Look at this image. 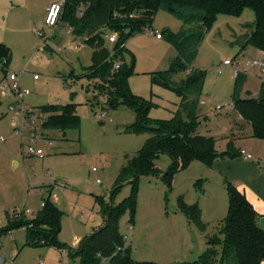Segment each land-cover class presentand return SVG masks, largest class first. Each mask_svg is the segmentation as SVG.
Wrapping results in <instances>:
<instances>
[{"label": "rangeland", "instance_id": "obj_1", "mask_svg": "<svg viewBox=\"0 0 264 264\" xmlns=\"http://www.w3.org/2000/svg\"><path fill=\"white\" fill-rule=\"evenodd\" d=\"M63 1L0 0V40L9 44L12 51L9 66L19 72L23 84L30 89L25 100L36 111V129L31 128L27 120L25 125L18 122L17 131L12 113L8 112L13 96L4 95L0 89V227L6 220L8 225L11 217L26 215L31 218L42 207L44 197L50 195L53 200L56 195L58 198L53 201L63 211L58 239L64 243L61 247L51 243L25 244L26 225L15 226L11 232L1 234L0 264H36L39 258L43 264H78L79 258L72 257L69 247L77 249L82 237L104 221L95 195H103L107 201L118 204L130 194L132 182L127 180L113 191V181L120 167L128 161L126 154L130 157L137 154L150 135L126 129V125L135 120V111L125 104L115 109L105 108L107 96L98 95L99 78L82 77L94 63V48L86 43V35L74 38L60 22L57 21L60 26L45 22L50 12L47 7ZM60 13L61 9L59 16ZM255 18L250 7L240 15L220 13L206 28L193 61L207 71L200 96L197 131L214 134L218 151L227 149L229 141H233L242 129L251 133V121L231 105L235 89L234 67L223 62L240 51L244 35L250 32L246 25L252 24ZM148 25L126 39L125 61L132 66L128 87L148 100L149 116L168 120L179 108L182 95L173 85L153 78L168 68L177 56L168 31L176 32L187 26L165 9H159ZM35 28L42 30L44 35L37 33ZM151 29L164 32V37L158 39ZM45 40L48 46H44ZM106 43L112 49L113 43L108 40ZM242 52L250 57L257 54V49L250 45ZM190 72L188 69L177 71L171 79L180 82L188 78ZM256 73L258 70H253V74ZM259 88L258 81L251 77L243 83L240 92L257 95ZM69 101L76 105L81 127H43L48 117L44 106ZM218 105L224 106L218 109ZM233 129L236 134H232ZM34 130L37 137L32 140ZM226 140L227 146L219 150ZM30 145L40 147L43 155L31 153ZM196 162L208 168L201 160ZM156 163L165 171L172 157L162 153ZM201 166L178 169L171 187L159 178L160 175H140L134 218L128 211L120 218V229L128 235L126 240L131 245L133 258L160 264L194 261L207 247L206 235L216 233L208 231L215 229L220 233L222 224L218 226L215 222L208 231H201L178 208L180 194L186 195L184 198L192 203L190 199L196 193L195 176L206 173L200 170ZM211 187L215 191L214 200H220L224 188L216 182ZM16 206H30L33 212L18 214ZM174 210H178L176 214Z\"/></svg>", "mask_w": 264, "mask_h": 264}, {"label": "trees", "instance_id": "obj_2", "mask_svg": "<svg viewBox=\"0 0 264 264\" xmlns=\"http://www.w3.org/2000/svg\"><path fill=\"white\" fill-rule=\"evenodd\" d=\"M83 6V12L78 10ZM246 7L255 12V21L247 24V33L240 51L247 46L264 50V0H64L58 23L73 26L72 34L86 35V43L94 48V63L82 77H97L98 95L106 94L107 109L118 108L125 104L136 113L133 122L126 129L137 132H149L137 154L123 164L115 177L113 191L127 180L133 183L130 194L118 204L107 201L103 195H95V203L104 217V223L86 234L80 240L77 249L69 247L72 257H78V264H160L152 260L133 258L130 243L120 229L121 215L128 211L134 218L139 190V177L143 173L160 175L169 187L178 169L198 159L206 164L221 155H234L237 150L230 140L227 149L215 148V137L197 131L200 96L207 71L193 64L198 54V45L205 30L220 13L240 15ZM159 9H165L181 18L185 24L176 32H169L177 50L168 68L156 73L154 81L170 84L182 95L179 108L168 120H159L149 116V102L128 87V75L132 71L125 61L126 39L137 31L148 28ZM46 20V19H45ZM46 22V21H45ZM58 25V24H57ZM60 26V25H58ZM129 30V32H127ZM118 32L112 49L106 43V32ZM164 34V32H163ZM109 41V40H108ZM45 45L48 46L47 40ZM239 51V52H240ZM238 52V53H239ZM237 53V54H238ZM12 51L8 44L0 41V58L7 57L11 62ZM119 59L121 65L114 68V61ZM191 70L188 78L175 82L173 73ZM246 73L235 77V89L232 103L240 114L251 121L250 132L254 136L264 137V82L260 84L257 95L241 94ZM89 89V88H88ZM48 117L43 121L45 128H79L81 118L73 101L63 104H47L43 108ZM232 134H235L234 131ZM172 157V163L162 171L156 163L160 154ZM228 211L222 223L219 237L217 233L207 234V247L194 261L173 264H262L264 260V230L258 221L259 212L246 196L245 192L230 180L227 181ZM44 204L31 218L11 217L6 226L0 227V235L15 226L26 225V242L34 246L51 243L61 247L58 234L62 228L63 211L48 195ZM178 208L185 212L191 221L201 230L206 231L208 224L203 219L198 202L189 203L183 194L178 196Z\"/></svg>", "mask_w": 264, "mask_h": 264}, {"label": "crops", "instance_id": "obj_3", "mask_svg": "<svg viewBox=\"0 0 264 264\" xmlns=\"http://www.w3.org/2000/svg\"><path fill=\"white\" fill-rule=\"evenodd\" d=\"M188 25L189 24H185V26H188ZM72 36L74 38L78 37V36L75 37L73 34ZM163 37H157V38L162 39ZM5 43L8 44L7 41H5ZM79 47L80 45L77 44L76 48H79ZM240 53L243 54L242 51H240L239 54ZM250 78L251 77H248L246 81H248ZM258 84L260 83L258 82ZM250 89H253V88H250ZM251 93H254V90ZM3 94L7 95L5 93ZM223 106L224 105H222L221 107H218V109H221ZM245 129H242L241 132L237 133L238 135H235V137L233 138L234 148L237 150V152L234 155H221V156L216 157L211 164L204 163L207 165L208 168L201 166L202 164L200 162H196L199 160H193L187 166H185V168H189L191 165H199L201 166L200 170L206 172L205 174L201 172L202 175L195 176V178H197L194 181V188H195L196 193L194 195L195 197H192L190 201L199 203L202 209L203 219L208 224L207 231L210 229V226L215 222L219 223L218 226H220L223 223L224 218L227 215V211H228L227 181L228 180H230L235 185H237L240 189H242L245 192L248 199L254 205V207L258 210L259 212L258 221H259L260 226L264 230V137L254 136L251 133H248ZM233 131L236 134L234 129ZM212 135L215 136L214 134ZM226 146H227V140L223 142L218 149L222 150ZM242 149H245L247 152H251L253 154V157L251 158L245 157L244 154L242 153ZM152 178L154 179V176H152ZM159 178L162 179L161 177ZM213 182L218 183L224 188L225 193H223L224 195L222 196L220 200H218L217 198L214 200L215 191L213 190V187H211ZM53 185L55 186V184ZM184 197L186 198V195H184ZM56 198L58 197L55 195L54 199ZM43 199L45 200V197ZM228 202H229V199H228ZM177 211L178 210H174V213L176 214ZM6 225H7V220L2 226H6ZM91 232L87 234H90ZM208 232L217 233L215 229H213L212 231L209 230ZM263 263H264V260H263Z\"/></svg>", "mask_w": 264, "mask_h": 264}, {"label": "built area", "instance_id": "obj_4", "mask_svg": "<svg viewBox=\"0 0 264 264\" xmlns=\"http://www.w3.org/2000/svg\"><path fill=\"white\" fill-rule=\"evenodd\" d=\"M62 2H53L48 8H50V12L46 18V23L48 25L53 26L57 24L59 19V12L61 9ZM83 12V6L78 10L79 15ZM35 31L40 35H44V32L38 28H35ZM67 31L72 33L73 26L68 25ZM151 33H154L157 37H163L164 34L161 31L151 29ZM109 42L113 43L118 38V32L110 31L107 34ZM257 49V48H256ZM224 64H231L234 67V78L238 76L239 73H246L248 77H254L260 84L264 82V50L257 49V54L254 56H245L243 54H236L231 58H227L223 62ZM10 63L7 57L0 58V89L3 93L13 96V99L8 104V112L12 113V121L15 123V128L19 131L18 122H22L25 125V122L28 120L31 124V128L36 129L34 125L36 120V111L33 107L28 106L27 101L25 100V96L30 92V89L25 86L20 78L19 72L10 68ZM121 65V61L116 59L114 61V68H119ZM253 70H258V73L253 74ZM35 77H38V74L35 73ZM233 105V103L231 104ZM222 106V105H221ZM218 105V107H221ZM37 137V133L32 131L31 139L34 140ZM30 151L33 154H37L42 156L43 150L39 147L36 148L34 145H30ZM242 153L245 157L251 158L253 154L251 152H247L245 149H242ZM96 167H93L95 169ZM97 181H100V178H97ZM44 199L42 204H44ZM16 213L18 214H28L32 213L33 210L30 206L25 207H17L15 208ZM13 229H10L11 232ZM2 235H0L1 238ZM128 235L125 234V238ZM1 246V242H0ZM0 258L2 259V255L0 254ZM36 264H43L42 259L39 258Z\"/></svg>", "mask_w": 264, "mask_h": 264}]
</instances>
